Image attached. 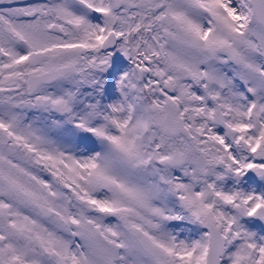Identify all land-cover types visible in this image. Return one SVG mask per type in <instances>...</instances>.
<instances>
[{
  "label": "snow or ice",
  "instance_id": "snow-or-ice-1",
  "mask_svg": "<svg viewBox=\"0 0 264 264\" xmlns=\"http://www.w3.org/2000/svg\"><path fill=\"white\" fill-rule=\"evenodd\" d=\"M0 264H264V0H0Z\"/></svg>",
  "mask_w": 264,
  "mask_h": 264
}]
</instances>
